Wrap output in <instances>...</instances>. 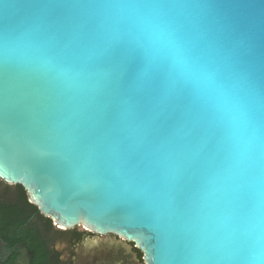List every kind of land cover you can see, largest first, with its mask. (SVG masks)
Masks as SVG:
<instances>
[{"label":"water","instance_id":"95a60500","mask_svg":"<svg viewBox=\"0 0 264 264\" xmlns=\"http://www.w3.org/2000/svg\"><path fill=\"white\" fill-rule=\"evenodd\" d=\"M117 2L0 0V111L19 101L21 138L0 137V179L57 226L123 243L91 257L124 261L134 243L144 264H229L215 249L227 237L222 215L245 223L264 210L261 190L220 196L228 159L214 108L170 59L111 24L102 6ZM138 2L166 5L189 60L264 123V0ZM31 141L54 153L77 147L80 163L39 158Z\"/></svg>","mask_w":264,"mask_h":264},{"label":"clouds","instance_id":"9594fccd","mask_svg":"<svg viewBox=\"0 0 264 264\" xmlns=\"http://www.w3.org/2000/svg\"><path fill=\"white\" fill-rule=\"evenodd\" d=\"M102 7L111 24L123 28L151 56L170 59L178 74L214 108L224 128L226 187L235 194L246 187H255L259 193L264 187V123L238 94L217 85L211 74L189 60L168 18V7L138 0H122ZM233 221L231 209H226L221 223L227 236L235 239L220 258L229 264H264V210L258 205L245 223ZM243 240H251V246L241 248L239 242Z\"/></svg>","mask_w":264,"mask_h":264},{"label":"flooded vegetation","instance_id":"af4514ba","mask_svg":"<svg viewBox=\"0 0 264 264\" xmlns=\"http://www.w3.org/2000/svg\"><path fill=\"white\" fill-rule=\"evenodd\" d=\"M104 237L112 238L81 226H57L31 204L22 186L0 179V264H20L26 260L28 264H144V254L134 243L129 244L132 254L124 261L114 252L86 259L88 243ZM3 254L7 258L2 259Z\"/></svg>","mask_w":264,"mask_h":264},{"label":"snow or ice","instance_id":"6c2138e0","mask_svg":"<svg viewBox=\"0 0 264 264\" xmlns=\"http://www.w3.org/2000/svg\"><path fill=\"white\" fill-rule=\"evenodd\" d=\"M19 107V101L15 98L8 101L2 111H0V129H2V135L0 137L8 139V140H16L19 141L21 138L16 134V130L14 127V118L17 113V109ZM32 151L39 158H48V157H56L61 158L62 156L69 159L73 166L76 167L80 162L77 160L78 148L70 147L69 151L66 153H54L50 149H48L45 145H42L38 142L31 141ZM88 152L91 154H95V149L89 148ZM235 193L232 189L225 187L221 192L220 196L225 200V202H231L235 198ZM261 205L264 207V188L261 189ZM235 238L227 236L224 241H218L215 244V249L217 251L225 252L228 250L229 245L233 242ZM205 251H207L208 247V239L206 238L204 241Z\"/></svg>","mask_w":264,"mask_h":264},{"label":"bare ground","instance_id":"6f19581e","mask_svg":"<svg viewBox=\"0 0 264 264\" xmlns=\"http://www.w3.org/2000/svg\"><path fill=\"white\" fill-rule=\"evenodd\" d=\"M110 239L111 238H107V237H104L103 239H97L96 241L95 240H93V241H90L89 243H88V245H87V248H86V259H87V257H89L91 254H90V251L92 250V248L93 247H98L99 245H108L109 243H113V245L115 244V245H117L118 247H122V245L121 244H123V243H117L115 240H114V238L112 237V239H111V241H110ZM118 250H120L119 248H118ZM1 252V251H0ZM1 255V254H0Z\"/></svg>","mask_w":264,"mask_h":264}]
</instances>
